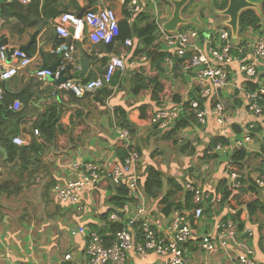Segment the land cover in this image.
Instances as JSON below:
<instances>
[{
	"label": "crops",
	"instance_id": "1",
	"mask_svg": "<svg viewBox=\"0 0 264 264\" xmlns=\"http://www.w3.org/2000/svg\"><path fill=\"white\" fill-rule=\"evenodd\" d=\"M6 1L9 3L13 0ZM16 1L23 4L20 0ZM129 1L130 0H40L38 11L40 15H42L41 12L44 9L46 12L48 11L50 13L55 11L57 15L61 13L80 15L87 10L98 11L100 9H111L115 12L118 21L127 20L129 26L140 28L152 21L160 25L168 21L173 12L171 1L175 0H160L161 3L163 1L162 6H158V8L162 10L160 13L157 11L155 1L148 0L142 14L138 17H131L130 13L127 17L125 14V12L128 11ZM160 1L158 4L156 0L157 5L161 4ZM24 4H26V2H24ZM1 7H3L2 0H0V9ZM189 18L192 19V22L188 25L194 24L203 26L205 30L202 32H204L205 35H211L215 29L214 27L217 25H224L225 23V20H223L217 25L214 23L207 25L203 24L200 19V12L197 14L194 12ZM54 19L41 18L37 25L25 28L22 24H19L17 19L13 16H9L8 21L0 17V26L4 24V27L7 29V35L3 45L9 49H20L30 43L28 53L31 54V63L26 68L20 69L19 74L10 80H0L2 94L16 95L26 90V92L18 98V101L21 103L20 110L14 111L21 114V119L17 122V126L20 137L25 140L27 143L26 145L30 144L31 141H41L39 136L33 134V126L36 120L44 114L50 104L56 103L64 105L62 107L63 114L61 121L65 125L71 127L70 121L75 117L76 106L72 105L67 92L59 91L55 92V94L52 93L56 88L53 85L51 77L38 79L35 75L37 71L43 69L44 65L51 67L58 61H61V66H63L64 62L60 56H57L53 52L58 42V37L54 30ZM180 28H182V26H180L178 30H184ZM34 35H36V37L32 43L31 38ZM200 36L205 37L202 35ZM258 36L259 30H248L242 35L237 32V35L233 38V62L228 67V82L225 87L217 92V95L213 99L202 102V109L207 113L206 126H199L196 122H192L191 125L179 130L175 135H170V139L163 137V131H159L153 124L145 121L143 118V110H141V107L151 104L153 106V112H155L161 107L162 103L157 108L155 104L152 103L148 93L145 96H138L130 92L132 72H134L137 67L145 65L147 62V59L146 61L140 60L145 57L144 55L137 54L138 56L136 57L134 54L136 49L141 47L140 42H138L136 38L126 39L131 40L133 47H131L132 49H126L123 43L117 40L108 49L105 45L92 44L85 40L78 45V47L80 46L84 54L89 57L90 67L83 78L76 79L78 82L84 83L86 77H90L91 80L99 78L104 71L107 63V55L109 54H121L126 52L128 61H135L134 68L119 77L118 85L113 88L114 92L112 96L103 105L98 102L90 101L87 98L83 99L81 110L85 115V123L89 130L81 135L80 144L67 150L51 148L44 151L38 158V164L30 168V173L25 171L22 172L23 177L27 175L29 177L33 176L32 181L35 182H31L32 184L27 185L21 191H23V193L33 189H38L40 192L48 191V185L50 186L52 180L56 183L57 181L71 178L73 172L70 165L71 162L75 160L90 161L106 166L119 161L115 153L117 140L119 139L116 134L117 126L113 123L114 115L112 111L115 107H122L126 110L130 121L136 127L135 135L130 134V141L132 147L136 148L141 156L139 166L137 167L141 184H144L146 178L145 170L149 166H153L163 174V188L158 193L157 197H145L144 203L149 211L155 217H162L161 220H166L173 211L189 210L185 207V185L191 183L209 192V195H213L211 201L209 202L207 200L206 202L204 217L197 223L193 222L192 224L194 233L193 239L196 240L213 234L216 222L231 217L234 215V212L226 205L221 204L222 192L216 191L218 184L222 181L225 182L224 186L229 189V180L225 178L224 172L227 169L229 157L232 153L226 148V150L222 152L212 154L211 151L214 145H211V140L221 137L225 139L228 142L227 145H229L235 140L242 139L247 131V126L253 124L255 127L250 132L252 142L243 148L247 153V158L244 162L242 175L244 180L250 178L252 182H254L257 175H259L260 172H264L261 171L264 169V133L262 132L260 124L264 121V117L257 118L251 116L246 111L243 99L244 92L249 90L253 84L259 87L264 83V60L258 61L252 54V45ZM154 45L168 54L172 52L160 42L159 34ZM76 58L77 60L79 58L78 52ZM239 61L256 64L257 76L251 81L243 77V75L237 71ZM16 63V61H10V63L6 62L4 65L0 64V73L7 65ZM76 65L78 66L79 63ZM173 67H168L164 61L161 75L171 80L172 92L178 95L180 100L179 104L184 106L192 98L194 93L192 76L184 70V67L179 68L176 71L178 72L177 75H175L176 72ZM215 102H221L225 109V124L223 127H220L215 122V115L212 111ZM11 107L12 103L9 107L10 110H12ZM172 128L173 126L169 128V130ZM74 132L75 130L72 128V134H74ZM166 134H169V132ZM167 143L171 145L172 149L166 146ZM186 144L188 145L187 148L184 150L181 149L182 146ZM165 147L169 156L164 157L165 152L160 159L161 156L158 157V152L156 150L158 149L161 151V149ZM0 148L3 149L1 146ZM163 157L168 159L164 161ZM158 158L161 161H157ZM6 159V152L5 155L0 153V162ZM199 161L203 165L200 164L199 167H193L191 165ZM211 166H213L212 169ZM2 168H5V170L11 169V174H5ZM16 171L17 168L15 169L13 165L2 163L0 166V180H2L1 178L4 174L6 176V180L4 179L6 182H17L19 178ZM205 176H207L206 179L210 177L213 178L210 182H207L206 179L204 180ZM48 179L51 181L49 182ZM169 179H174L175 182L181 186L182 190L177 191L173 199H169L168 202L165 203L163 200L170 190L168 186ZM190 180H192V182H190ZM20 186H22V184ZM97 186L98 184L95 189ZM110 187H112L111 183L108 182L105 183L103 188H97L96 191L93 189L91 192H86L81 197L80 206L65 207L60 205L58 201H56L54 193H52L54 196L53 200L59 206L58 208H60L56 214H52L53 220L59 226V234L56 238L60 237L62 240L67 238L61 247L65 246L63 251L67 250L69 254L73 255L74 264H87L85 256L87 240L84 237H72L69 231L78 226H85L87 232H95V230L104 228V222L100 217L104 212L110 209L106 201L110 195L113 194ZM52 189L53 187H49V190ZM257 190L259 192V200L264 204V189L257 187ZM12 197L16 199V197ZM28 198L29 197L26 195L23 197V207L29 206L30 203L28 202H30L31 199ZM7 200L6 197L4 202L2 201L0 204V207H2L4 203L10 201ZM39 202H42L41 199H39ZM168 203L173 205L170 209H167ZM166 210H168L167 213ZM258 214L260 215L261 213ZM259 215L256 214L249 218L243 211L240 215V221L236 220L239 223L240 232L250 230L253 233L251 243L255 250L259 242V226L256 223V218ZM52 239H54V237ZM30 240L32 239L29 235L20 234L19 232L18 234L2 235L0 237V264H50V258L55 255L53 253L54 250L58 254L59 249L57 250L52 246L48 247L43 245L41 241L36 242V245L34 244L33 246ZM184 249L187 256L192 260V264H201L203 260L209 261L210 264H236L235 262L227 260L221 252L211 256L201 253L196 249L193 241L188 242ZM255 257L259 263V257H262V255H260L259 252L256 255L255 251ZM127 259L129 260L128 264H159L161 261V258L153 253H148L144 257H139L134 252H129ZM63 263L64 262L59 261V264Z\"/></svg>",
	"mask_w": 264,
	"mask_h": 264
},
{
	"label": "built area",
	"instance_id": "2",
	"mask_svg": "<svg viewBox=\"0 0 264 264\" xmlns=\"http://www.w3.org/2000/svg\"><path fill=\"white\" fill-rule=\"evenodd\" d=\"M22 3L26 0H20ZM148 0H130L128 12L135 17L143 12ZM118 18L111 9L98 11L87 10L81 17L71 13H61L54 19V30L58 37L53 52L60 56L63 66L54 73L39 70L35 73L38 79L53 76L58 79L59 74L66 65H71L74 70H79L76 58L78 45L85 40L92 44L112 45L119 35ZM158 26L159 40L166 48L171 50L165 58V64L172 68L174 57L180 59L186 53L192 52L191 59L185 64L184 70L191 74L194 86V95L198 99L207 101L213 99L217 92L225 87L228 82V67L233 62V43L228 27L214 29L211 35L201 37L196 30L185 29L175 32H166L160 24ZM124 48L132 47L131 40H125ZM8 48L0 47V64L7 62ZM252 54L258 61L264 60V30L260 28L258 38L253 42ZM146 61V57L140 59ZM10 64L0 73L1 81H8L19 74L20 69L26 68L32 61L24 51L14 50ZM135 61L129 62L126 52L107 55L105 72L87 83H80L76 79H68L55 87V92H73L82 97L86 91L92 92L108 86L116 74L124 75L134 68ZM243 77L252 80L257 76V65L254 63L238 62V70ZM0 89V101L2 100ZM198 99H190L187 104L191 107L196 122L206 126L207 113L200 108ZM244 105L246 111L253 117H264V83L254 91L244 92ZM166 100V102H165ZM13 111H19L21 103L15 100L12 104ZM183 105L173 104L169 98L162 101V105L154 112L152 124L161 131L168 130L179 119ZM212 111L215 122L223 127L225 124V109L221 102L213 104ZM261 124L264 133V121ZM255 126L249 124L244 137L225 146L216 144L211 153H218L228 148L231 153L234 149H243L252 142L251 131ZM33 134L38 136V130ZM117 138L123 142L126 156L122 161L101 165L100 163L75 160L71 162L73 176L57 181L53 187L56 201L65 207L80 206L81 197L86 192H91L100 182L107 181L112 186H125L132 198L122 207L111 212L108 221L121 225L114 239L106 245L105 240L96 232H87L85 226H78L69 231L72 237H84L87 240L85 256L87 264H125L129 252H134L139 257L153 253L161 258L159 264H192V260L185 252V245L193 241L197 250L205 255H214L221 252L223 256L236 264H258L255 257V248L251 240L253 233L250 230L240 232L239 223L231 218L216 222L213 234L193 239L192 224L204 217L206 202L209 192L204 191L191 183L185 185V190L193 195L194 207L190 210L173 211L169 218L161 220L155 217L145 205L141 179L137 170L141 156L132 150L130 133L126 129L116 128ZM13 144L24 146L27 143L20 136L12 139ZM261 171H264L262 169ZM264 172H260L254 179L257 187H264ZM225 178L230 181V187L236 190L240 187V175L236 172H224ZM79 208V207H78ZM63 264H74L73 255L67 254ZM201 264H210L203 260Z\"/></svg>",
	"mask_w": 264,
	"mask_h": 264
},
{
	"label": "trees",
	"instance_id": "3",
	"mask_svg": "<svg viewBox=\"0 0 264 264\" xmlns=\"http://www.w3.org/2000/svg\"><path fill=\"white\" fill-rule=\"evenodd\" d=\"M2 1L3 7H1L0 10V17L3 20L8 21L9 16H13L17 19V22L22 24L25 28L37 25L39 23V19L41 18L54 19L58 16L57 12L52 11L50 13L48 11L46 12L45 9L41 12L42 15H40L38 11L40 0H26V4L18 3L16 0L10 1L9 3H7L6 0ZM254 1L261 3L260 12L261 15L264 16V0ZM213 2L216 9L220 11L225 10L228 4L227 0H213ZM183 10L185 12L186 8ZM126 12L125 14L128 17L129 12ZM139 15H137V17ZM118 26L119 35L117 40L124 44L126 39L136 38L137 41L140 42L141 47L136 49V52L134 53L135 56L144 55L147 59L145 65L137 67L134 71L135 73L132 72L130 92L138 96H145L148 93L151 97L152 103L155 104L157 108L165 98L171 99L173 104H179L180 100L178 95L172 92L171 80L161 75L162 65L165 58L169 54L161 51L154 45L159 30L157 24L152 21L143 27L135 28L133 26H129L127 20H121L118 22ZM260 28V19L255 10L247 9L240 13L238 20V33L240 35L248 30L257 31L260 30ZM180 29L185 30L186 28L183 26V28ZM6 35L7 29L4 27V24H2L0 26V47L3 45ZM111 46L112 45H107V48L109 49ZM27 54L31 57L30 53ZM191 56L192 52L186 53L180 59L174 57V71L176 72L179 68H183L191 59ZM177 73L178 72H176L175 75H177ZM119 77L120 75L116 74L108 86H104L103 88L93 92L86 91L82 97L76 96L73 92H67L72 105L76 106L75 117L70 121V124L72 125L71 127L65 125L61 121L63 114L62 107L64 105L56 103L50 104L44 114L36 120L33 126L34 129L38 130V136L41 138V141H31L30 144L26 146H17L12 142L14 137L20 136L17 122L21 119V114L9 109L11 103L13 104L15 100H18V98H20L26 90L16 95L3 94L2 100L0 101V146L5 150L7 159L1 163L11 164L15 169L17 168L16 173L19 179L15 183L12 181L3 183L0 186V193H10L12 190H10L9 187L14 184L17 185L16 192L20 191V185L22 184L23 179L22 172L25 171L30 173V168L38 164V158L44 151L51 148L67 150L78 146L81 142V135L89 130L85 123V115L81 110L83 99L87 98L90 101L98 102L103 105L112 96L114 92L113 88L118 85ZM90 80V77H86L84 79V83H87ZM255 89H257V87L253 84L249 90L254 91ZM194 98L198 99L196 95L193 94L192 99ZM198 100L199 106L202 108L203 100ZM141 110H143L144 120L152 124L154 116L153 106L151 104L145 105L141 107ZM112 112L114 115V125L117 126V128L128 130L131 135H135L136 127L130 121L126 110L122 107H115ZM192 122H196V119L191 107L186 103L183 106L179 119L173 124V128L171 130L168 129L163 131V137L170 139V135H175L179 130L191 125ZM197 125L199 124L197 123ZM153 126L157 128L155 124H153ZM72 128L75 130L74 134H72ZM167 132H169V134H166ZM211 143V145L214 146L218 143L225 146L228 144V142L221 137L212 139ZM187 146L188 145L186 144L182 146L181 149L184 150ZM132 150H136L139 153L136 148H133ZM115 153L119 158V161H122L126 156V150L123 148V142L121 140H117ZM246 158L247 153L245 149H234L229 157V163L227 165V170L229 172H236L240 175V187L236 190H233L232 188L230 189L229 181V189H227L224 186L225 182L222 181L216 188V191L222 192L221 204L226 205L234 212V215L229 218L238 221H240V215L243 211L249 218L258 213L264 214V204L259 200L256 184L252 182V179L250 178L244 180L242 175ZM145 174L146 178L144 184L142 185L143 193L145 197L155 198L163 188V174L153 166L147 167ZM105 183L108 182H100L97 188H103ZM52 185L53 183L50 184L51 187ZM168 186L170 190L163 200L165 203L168 202L169 199H173V196L177 191L182 190L181 186L176 183L174 179L168 180ZM110 189L113 194L106 200L110 209L104 212L100 217V219L104 222V228L95 230V232L105 240L106 245H109V243L114 239L116 232L121 229V225L108 221L109 214L115 211V209L122 207L126 202L132 199L129 196L127 188L123 185L120 187L112 186ZM185 193V207L190 210L194 207L193 195L187 191ZM212 196L213 195L210 194L208 198L209 202L211 201ZM172 206V204L168 203L167 209H170ZM167 212L168 210H166V213Z\"/></svg>",
	"mask_w": 264,
	"mask_h": 264
},
{
	"label": "rangeland",
	"instance_id": "4",
	"mask_svg": "<svg viewBox=\"0 0 264 264\" xmlns=\"http://www.w3.org/2000/svg\"><path fill=\"white\" fill-rule=\"evenodd\" d=\"M155 1V6H157V11L160 13L162 10L161 8H158V6H162V3L160 0H157L158 4L160 1V5H157L156 0ZM252 3H256L258 4V8L255 10L256 14L259 16L260 19V24H261V28L262 30H264V16L261 15L260 12V2L254 1V0H248ZM153 7V6H152ZM154 8V7H153ZM186 10L184 12L181 13L182 16L184 18H189V16H191L194 12L199 13L200 12V19L201 22L203 24H210V23H214L215 25L220 24L221 21L225 20L227 18L223 17L220 14V10H217L216 7L214 6V2L213 0H191L187 5H186ZM184 14V15H183ZM202 15V16H201ZM207 22V23H206ZM184 28L186 29H193L196 30L199 35L202 36H206L204 32H202L204 29L203 26H198V25H194V24H190V25H183ZM182 26V28H183ZM221 27H226V25H217L216 27H214L215 29L217 28H221ZM256 40V39H255ZM263 76V75H262ZM84 104V103H83ZM112 124V122H111ZM161 131V130H159ZM166 146H168V148H171L170 144H166ZM158 152V157H160V159L162 158V155L165 153V156H169V154L167 153V149L162 148L161 151H159L158 149L156 150ZM188 151V150H187ZM163 160L166 161L168 158H164ZM159 158L157 161H161ZM1 162H0V166H1ZM200 161L199 162H195V164H191L193 167L194 166H200ZM203 165V164H201ZM213 168V166H211V169ZM206 169V168H205ZM2 171H5V174H11V169L5 170V168H2ZM23 177V176H22ZM207 176L204 177V180L206 179ZM211 178V179H210ZM207 180V182H210L212 180L213 177H210ZM2 180L0 181H4L6 182V176L3 174ZM5 179V180H4ZM23 182H22V186H20V191L16 192V187L17 185L14 184L11 187H9L10 193H1L0 194V204L2 203V201L4 202V199L7 197V201L4 203V205L0 210V237L6 236L8 234H13L16 233L18 234V232L20 234H25V235H29L30 238L32 240H30L34 246V244L38 241H41L43 245L46 246H52L54 248H56L58 250V254L57 252L54 250V256H52L50 258V264H59L60 262H63L64 257L67 255L65 253H68V251H63L65 249L64 247H61L63 245V243L67 240V238H64L63 240L58 237L59 234V226L57 223H55V221L52 218V214L53 213H57L58 210L60 208H58L59 206L56 204V202L53 200L54 196H53V189L49 190V185H48V191H39L38 189H33L31 191H26L23 193V191H21L22 189H24V187H26L29 184H32L31 182H35L32 181L33 180V176L29 177L28 175L26 177H23ZM48 181L50 182L51 180L48 179ZM4 182H0L1 185ZM16 182V181H13ZM190 182H192V180H190ZM52 187H54V185L56 184L53 180H52ZM35 186V185H34ZM211 186V185H210ZM51 187V186H50ZM199 187V186H198ZM32 189V188H31ZM264 189V188H262ZM259 193V192H258ZM28 196L31 201L28 202L30 203L28 207H23V197L24 196ZM12 196L16 197L13 198ZM12 197V198H11ZM259 197V195H258ZM28 198V199H29ZM260 198V197H259ZM39 199H41V203L39 202ZM45 203H44V202ZM46 205V206H44ZM207 214V213H206ZM259 215V214H257ZM207 216V215H206ZM256 223L259 226V242L257 244L256 247V255L259 252L260 255H262V257H259V263L258 264H264V215L260 214L259 216H257L256 218ZM37 235V237H36ZM39 237V238H38ZM54 237V239H52ZM27 243V242H26ZM36 245V244H35ZM258 250V252H257ZM69 254V253H68ZM128 260V259H127ZM125 262V264L129 263V260Z\"/></svg>",
	"mask_w": 264,
	"mask_h": 264
},
{
	"label": "water",
	"instance_id": "5",
	"mask_svg": "<svg viewBox=\"0 0 264 264\" xmlns=\"http://www.w3.org/2000/svg\"><path fill=\"white\" fill-rule=\"evenodd\" d=\"M190 1L191 0L171 1V5L173 9L171 18L165 23L161 24V27L166 32H175L176 30L179 29L180 26L188 25L189 23L192 22L191 18L189 19L184 18L181 15L182 10L186 7V5ZM227 1H228V4H227L226 9L223 11H220V14L223 17L227 18L224 24L226 25V27L229 28L231 39L233 41V38L237 35V32H238V20H239L240 13L247 9L256 10L259 5L256 3H252L248 0H227ZM81 16L82 14L78 15V17H81ZM35 37L36 35L32 36L31 38L32 43L34 42ZM29 47H30V43L27 46L20 48L19 50L28 53ZM14 50L16 49L8 48V52H7V62L8 63H10L11 61V55L13 54ZM78 54H79V58H78L79 70H74V68L71 65H66L64 70L60 72L58 79H55L53 76H51V79L53 80V85L55 87H58L60 84L64 83L68 79L83 78L86 75L90 67L89 57L84 54L80 46L78 47ZM60 66H61V61H58L55 65L51 67L44 65L43 69L41 70H47L49 72L54 73ZM104 72H105V69L103 73ZM89 92H92V91L89 90ZM0 153L5 155L4 150L1 148H0Z\"/></svg>",
	"mask_w": 264,
	"mask_h": 264
}]
</instances>
